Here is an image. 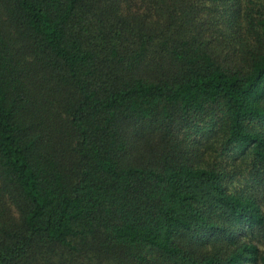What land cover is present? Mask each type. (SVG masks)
<instances>
[{"label": "trees", "instance_id": "1", "mask_svg": "<svg viewBox=\"0 0 264 264\" xmlns=\"http://www.w3.org/2000/svg\"><path fill=\"white\" fill-rule=\"evenodd\" d=\"M0 264H264V0H0Z\"/></svg>", "mask_w": 264, "mask_h": 264}]
</instances>
